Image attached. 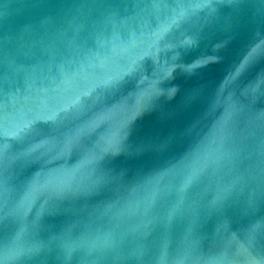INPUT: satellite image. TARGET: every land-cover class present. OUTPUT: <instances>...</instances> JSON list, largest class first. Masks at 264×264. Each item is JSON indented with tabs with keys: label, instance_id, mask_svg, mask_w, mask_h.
Returning <instances> with one entry per match:
<instances>
[{
	"label": "water",
	"instance_id": "1",
	"mask_svg": "<svg viewBox=\"0 0 264 264\" xmlns=\"http://www.w3.org/2000/svg\"><path fill=\"white\" fill-rule=\"evenodd\" d=\"M262 41L264 0H0V261L264 264Z\"/></svg>",
	"mask_w": 264,
	"mask_h": 264
},
{
	"label": "snow or ice",
	"instance_id": "2",
	"mask_svg": "<svg viewBox=\"0 0 264 264\" xmlns=\"http://www.w3.org/2000/svg\"><path fill=\"white\" fill-rule=\"evenodd\" d=\"M264 54V41L261 42V45L255 48H252L247 55L241 60L240 64L235 68V74L238 75L241 73L246 66L249 64L250 61H252L256 55ZM49 120L55 119V114L48 117ZM46 141H42L41 143L33 145L31 148L28 149V152H36L44 147ZM3 150H7V146L5 145L3 147ZM6 188H0V197H3L6 193ZM9 258L7 251L4 253V261H6ZM4 261H0V264H4Z\"/></svg>",
	"mask_w": 264,
	"mask_h": 264
}]
</instances>
